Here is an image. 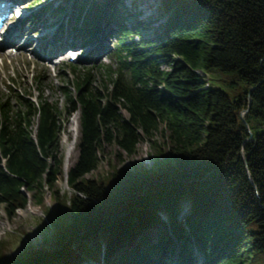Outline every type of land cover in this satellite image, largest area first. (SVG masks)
<instances>
[{"label": "trees", "instance_id": "1", "mask_svg": "<svg viewBox=\"0 0 264 264\" xmlns=\"http://www.w3.org/2000/svg\"><path fill=\"white\" fill-rule=\"evenodd\" d=\"M135 1L75 0L83 37L106 26L116 35L115 67L68 63L75 92L64 88V115L79 112V135L66 171L57 102L0 95V205L12 213L34 189L41 205L58 173L67 184L43 209L51 247L28 242L8 255L0 240V264H264V0H176L168 10L154 0L161 21L141 19ZM93 68L105 72L104 92ZM210 71L228 76L232 94ZM159 124L171 144L150 167L84 176L103 143L131 153L139 131Z\"/></svg>", "mask_w": 264, "mask_h": 264}, {"label": "rangeland", "instance_id": "2", "mask_svg": "<svg viewBox=\"0 0 264 264\" xmlns=\"http://www.w3.org/2000/svg\"><path fill=\"white\" fill-rule=\"evenodd\" d=\"M17 2L19 7L15 9V12H24V15L16 20L13 16L12 27L21 26L25 35L22 38L19 37L11 44V46L15 45L9 50L11 54L5 55L6 50L0 49V53L4 52L2 59H0V95H10L12 97L16 91L27 90L32 95L41 93L42 97L56 101L57 107L61 111L60 120L64 121L65 127L59 139L61 151L65 157L66 143L70 142L74 137L71 130L74 113L69 116L64 115V88L75 92L72 83L75 72L68 66V63H70L68 58L64 57L68 53L66 52V47L74 46L75 53L78 56L76 62L83 67L90 68L93 64H105L111 65L113 69L115 64L111 58V49L115 43L113 37L115 38L116 35H112L111 32L108 35L107 26L105 25L106 28L97 32L91 39L83 37L78 29L82 20L76 22L78 9L75 0H17ZM124 3L131 9L133 4L131 0H124ZM156 4L154 0H136L135 9L136 11L140 10L141 19L149 21L157 18L161 21L163 16L157 10ZM175 5L176 0H165L163 8L168 10ZM153 25L157 26V23ZM6 33L8 32L6 31ZM25 37H32L33 40L26 43L23 48H19L18 46L25 41ZM42 47L46 59L40 54ZM51 52L58 54V58L52 57L54 58L52 59L50 56ZM90 72L93 78L92 85L104 92L102 84L105 82L102 79L105 77V72L95 68ZM39 74L44 78L42 91H40V87L35 80V77ZM208 76L214 86L232 94L228 86L223 82L224 79H228L227 75L210 71ZM15 88L17 90H14ZM12 102L15 104V99H12ZM121 111L125 117H128V113L124 109ZM64 116H66L65 120H63ZM36 124L37 119L34 120L32 127L35 128ZM163 128L164 125L159 124L157 130L151 135H145L142 131H139V139L131 153L121 150L114 142L103 143L97 150L98 162L84 176L87 178L101 177L111 170V165L123 167L129 166L136 161L146 167H150L155 159L161 156L157 152L158 149L164 153L169 150L171 142L166 134L162 132ZM78 135L79 132L77 130L76 141ZM76 156L77 149L75 148L71 164L76 159ZM57 187L67 188L66 181L60 173L56 175L51 187L48 188L46 186L42 191L43 203L41 205L36 203V197L33 196V193L39 194L36 189L32 191L33 193L28 194L29 201L27 204L16 208L12 213L7 212L3 204L0 205V240L7 241L5 252L8 255H17L28 242L34 246L51 247V243L45 239L48 236V232L42 222L44 221L43 209L46 205H53L50 189L53 190ZM24 192L27 193L26 189ZM29 202L34 208H40V212L29 211Z\"/></svg>", "mask_w": 264, "mask_h": 264}, {"label": "bare ground", "instance_id": "3", "mask_svg": "<svg viewBox=\"0 0 264 264\" xmlns=\"http://www.w3.org/2000/svg\"><path fill=\"white\" fill-rule=\"evenodd\" d=\"M12 6L14 7H19L18 2H14L12 4ZM11 10V8H10ZM20 13V12H19ZM8 33H6V37L4 38L3 42L0 43V47L6 46L5 48H10L11 44L16 41V39H18L19 37H23L25 35V32L23 31V28H21V26L16 25V27H14L11 31H7ZM24 42L20 44V46H18L19 48H23L24 45L26 43H29L33 40L32 37H25L24 38ZM44 45V44H43ZM81 45V44H80ZM12 47H15V45H12ZM4 49V48H3ZM4 53V52H3ZM0 53V59H2V54ZM11 53H5V55H9ZM41 56L45 58V54L43 53V47H42V51L40 52ZM74 54L73 51H71L70 53H67L64 57L69 58L70 55ZM2 66V65H1ZM78 128V112L73 114L72 117V126H71V130L73 132V139L66 143V149H65V164H64V169L65 171L68 169L69 165L71 164L72 158L75 154V148H76V137H77V129ZM28 210L34 213H39L40 212V208H34L31 203H28Z\"/></svg>", "mask_w": 264, "mask_h": 264}, {"label": "water", "instance_id": "4", "mask_svg": "<svg viewBox=\"0 0 264 264\" xmlns=\"http://www.w3.org/2000/svg\"><path fill=\"white\" fill-rule=\"evenodd\" d=\"M249 102H250V99H249ZM245 112V111H244ZM244 114H242V119H244V116H243Z\"/></svg>", "mask_w": 264, "mask_h": 264}]
</instances>
